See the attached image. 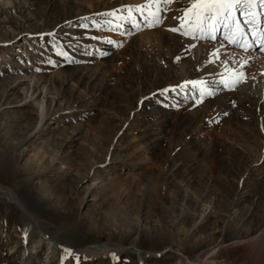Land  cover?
<instances>
[{"label": "rangeland", "instance_id": "obj_1", "mask_svg": "<svg viewBox=\"0 0 264 264\" xmlns=\"http://www.w3.org/2000/svg\"><path fill=\"white\" fill-rule=\"evenodd\" d=\"M49 1L0 0V264H264V60L237 56L210 95L221 49L168 40L171 3ZM26 74L60 94L27 139L38 103L9 85Z\"/></svg>", "mask_w": 264, "mask_h": 264}, {"label": "bare ground", "instance_id": "obj_2", "mask_svg": "<svg viewBox=\"0 0 264 264\" xmlns=\"http://www.w3.org/2000/svg\"><path fill=\"white\" fill-rule=\"evenodd\" d=\"M94 1L97 2V3H100L101 1L105 2V0H94ZM49 4H51V6H52L53 4H55V5L58 4V2H57V0H50ZM171 5H172L173 9L169 10V12L166 14V20L167 21L163 25V27L167 28V30L169 31L168 33H170V34H168L169 37L167 36L168 40L171 39V36L173 35L172 36L173 38L174 37L177 38V39L180 38L181 41H182L181 45H184V46H186V45L193 46L194 43H192V40L197 42V44L198 43L200 44V42L202 41L204 44L200 45L199 47L194 49V51L198 52V53L200 51H202V50H208L212 46L217 47L219 50L221 49L219 51V55H218V57H221V61L220 62L216 61V63L213 65L214 73H211V74H209V73L207 74L206 73L201 78V79L204 78L206 80L204 82L206 83L205 86L207 87V90H209L208 94H213L215 91H218V89L219 90L222 89L221 87H219V86H222V83H220V79L221 78L220 77L217 78V75L215 76V73H218V74L219 73H224L227 70H229L230 69L229 68L230 66H228L229 62L232 61L233 59H235L240 53H242L241 57H242V61L243 62L249 60L248 58H251L253 60L255 58H264V54H262V53H264V51L261 52L260 49L258 50V42L256 41V39L259 40L258 39L259 35L257 36L256 35V31H255V28H258V23H256V24L251 23V24H249V26H244L245 29H247V30L249 29L250 30L249 37H250L251 42L247 46H245L243 48L242 47L238 48V46H240V45L242 46V44L239 42V38L236 37L237 34L235 33L232 36L231 35H227V32L229 30L231 32H233V30H231V26H230V23L233 21L232 18H227L226 19V22H225V25H224L225 32H222L220 30V28L222 27L223 24L221 26H219V23L221 22L222 18H220V19H218L216 21L210 22L211 23V27H209L208 23H206L204 25V29L205 30H204L203 33L199 32L197 30H194V34L193 35H182V34H180V32L170 31V29L180 26L181 21H180L179 18L183 17L184 16V11L191 7V0H172ZM15 6H17V4ZM24 6H25V4H23L21 7L24 8ZM239 11L240 10H238V16H235V20L236 21H242L243 24H244V21H243L244 19L240 15ZM252 11L257 13L255 19H259V23H262L263 26H264V7H261L259 0L256 2V5L252 9ZM78 15L79 14H77L76 16H78ZM105 17L109 21H111L113 24L120 22L118 17H116V15H115V9L114 8L112 9V12H110V13L107 12ZM194 19H195V17L191 13H189L188 17L185 18V30L193 28ZM135 23L136 22L132 21V22L129 23L130 25L129 24H122V26H125L127 29H131V28L133 29V28H137V25ZM253 24H254V26H253ZM217 28H218V30H217ZM218 32H220L219 36L221 34L222 35L221 37H223V36L225 37V40L224 41L220 40L217 44H213V42H212L213 37L216 39V36H217ZM229 37H231L232 39H235L237 41V43L230 42ZM253 39H255V40H253ZM110 40H107V43H105V46L103 47V50H102V54L103 55H102V57L104 55H107L111 51L112 42ZM91 47H92V45H91ZM244 50H247V51H244ZM251 50H254V51H251ZM135 54H136V59H138V57L140 56L143 60L147 61V58H146V56H147L146 45H144L141 42L138 43L137 46H136V53ZM89 57L86 56L85 58L88 60ZM148 59H150V57H148ZM87 60L84 63V70L85 71H87L88 68H89ZM151 61L153 62L155 60L153 58H151ZM176 62L177 61L174 60V63H176ZM211 62H212V59H211ZM226 64H227V66H226ZM224 66H226V67L223 68ZM220 70H222V71L220 72ZM78 73L80 75L83 74L81 69L78 70ZM136 73L139 76L141 74V71H140L138 63H137ZM26 76H28V77H26ZM26 76L25 77L20 76L17 79V81L15 80L16 82H11L9 84L11 86V88L16 87V85L17 86L25 85V86L22 87V88L25 89V95H24V98H23L24 100H23L22 103H27V101L29 99L30 100L34 99L38 103V109H37V112H36L37 113L36 114V121L37 122L35 121L36 124H34L32 126L33 129L26 133L25 139L30 137L31 134H33L36 129L42 127V123L44 122V120L48 116H51L53 114L52 113L53 108H54L55 104L57 103L58 98L60 97V94L53 93V92L49 91V89H51V87H53V85L51 86L52 83H51L50 79H46L45 78L42 82L39 83V82L31 81V76L32 75L26 74ZM34 76L37 77L36 74H34ZM236 78L237 77H234L233 79L229 80L227 83L223 81V85L227 86V84H228L227 87H233L234 86L233 82L236 81ZM218 79H219V81H217ZM262 79H264V78H262ZM261 83L264 85V80ZM211 85H215L216 87L212 89ZM263 88H264V86H263ZM49 94H51V95H49ZM215 94H216V92H215ZM161 110L162 109H159V112L163 113V111H161ZM0 113H4L3 110H1V107H0ZM186 147H189V143L185 144V148ZM0 177L2 178V176H0ZM14 195L11 192L10 189L3 188V187L0 186V196H6L7 198H12V197H14ZM239 198L240 197H238V200H239ZM9 200L10 201H14L12 199H9ZM43 233H44V231H43ZM257 238L258 239H262V236L259 235V236H257ZM48 243L51 244V241L48 242ZM119 248H121V247H113V248H111V246H109L107 244H95L94 243V245H88V247L82 248V253H83V255L87 256L88 258H94V257H99V256H105V255H113L115 253L119 254V253H121L123 251V250H119ZM131 251L136 252V250H134V249H131ZM139 255H140V253H139ZM178 255H180V254H178ZM181 256H182L185 264H210V263H207L205 260H201V259H198V258H189L188 256L185 257L184 255H181ZM188 259H190L191 262L188 261Z\"/></svg>", "mask_w": 264, "mask_h": 264}, {"label": "snow or ice", "instance_id": "obj_3", "mask_svg": "<svg viewBox=\"0 0 264 264\" xmlns=\"http://www.w3.org/2000/svg\"><path fill=\"white\" fill-rule=\"evenodd\" d=\"M161 0H148V4L138 5L136 6L137 10H143L144 7H149L153 4L157 5V9ZM165 3H171L172 0H163ZM260 5L264 7V0H259ZM256 5V0H191V7L184 11V16L180 17V26L174 27L170 29V31L180 32L182 35H193L194 30H197L201 33L204 32V25L208 23L209 27H211L212 21H216L220 18H232L235 22V32L241 33L242 29L240 28V24L235 20L234 12L240 10L241 15H246L249 17L245 23L251 24L254 23L255 17L257 13L252 11V9ZM131 10V9H129ZM159 10V9H158ZM189 13H191L195 19L193 22V28L185 30V18L188 17ZM155 15V13H152ZM230 42L237 43L235 39L229 37ZM194 84L196 82H193ZM66 252H70V250H65ZM77 261L79 257H76Z\"/></svg>", "mask_w": 264, "mask_h": 264}, {"label": "water", "instance_id": "obj_4", "mask_svg": "<svg viewBox=\"0 0 264 264\" xmlns=\"http://www.w3.org/2000/svg\"><path fill=\"white\" fill-rule=\"evenodd\" d=\"M163 251H164V250H163ZM163 251H160V252L162 253ZM174 252H176V253H178V254H180V255H184L183 252L180 251V250H174ZM184 256L186 257V255H184ZM188 261H190V259H188ZM190 262H191V261H190Z\"/></svg>", "mask_w": 264, "mask_h": 264}]
</instances>
